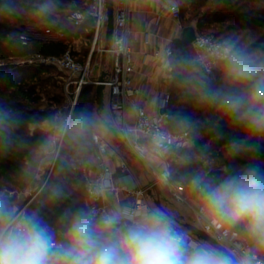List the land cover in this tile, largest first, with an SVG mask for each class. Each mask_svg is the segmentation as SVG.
<instances>
[{"label": "clouds", "instance_id": "clouds-1", "mask_svg": "<svg viewBox=\"0 0 264 264\" xmlns=\"http://www.w3.org/2000/svg\"><path fill=\"white\" fill-rule=\"evenodd\" d=\"M51 7L41 6L38 14ZM15 9L11 0L0 2V14ZM192 47L165 50L160 62L184 94L211 113L204 121L182 113L139 123L85 111L53 114L39 125L44 138L23 169L25 179L37 183L45 169H73L94 149L106 160L114 153L101 138L118 135L162 188L183 194L191 220L166 205L122 204L113 194L131 177L114 180L110 169L89 181L87 199L65 207L55 221L42 209L66 198L59 180L37 185L45 199L36 207L4 189L0 264H264V45L231 34L198 37ZM19 120L0 107V148L12 144ZM204 135L226 140L224 159L201 155L202 164L193 167L185 150Z\"/></svg>", "mask_w": 264, "mask_h": 264}, {"label": "trees", "instance_id": "trees-1", "mask_svg": "<svg viewBox=\"0 0 264 264\" xmlns=\"http://www.w3.org/2000/svg\"><path fill=\"white\" fill-rule=\"evenodd\" d=\"M13 1L21 4L22 7H29L46 1L47 4H50L48 2L50 0ZM184 1L188 6L192 5L195 9H198V12L205 8L207 4L209 5L208 8L206 7L208 10L204 14L201 15L199 12L194 17L198 21L197 29L199 33L210 25L218 24L219 27L214 36L236 34L241 37L242 41L251 40L254 45H264V0ZM85 3L84 0H81L80 8H84ZM181 19L183 21L185 19L183 10ZM25 21V16L20 12L0 14V107L11 109L20 117L16 138L7 148H0V190L7 189L14 192L24 191L32 183L25 179L23 169L25 161L30 159L32 148L43 140L44 133L41 130H35L32 133L30 125L42 122L51 116L48 110L41 109L39 106L43 100L44 92L52 95L47 90L48 86L58 88L56 82L53 81V66L19 64L17 61L36 54L61 56L69 48L73 51V38L71 37L50 41L32 40L28 44H23L20 40L19 28L25 24ZM79 30V33H85L86 38L91 40L94 37V21L89 18ZM177 52H193L192 45L177 42L172 49V53ZM73 53L75 54L74 51ZM60 88H62V92L63 87ZM169 91L171 94V102L168 107L169 115L182 113L190 116L193 120L201 122L211 115L209 111L199 107L192 99L187 97L174 79L170 83ZM92 93L94 96H90ZM95 94V86L83 87L73 112H88L85 105L88 102L95 103ZM62 97L56 94L50 96V100L53 103H60ZM225 143L226 140L216 141L211 135H204L201 139H198L193 149L186 150L193 157L192 166L196 167L202 164L198 155L203 152L205 145L209 147V158L223 160ZM95 151L94 149L87 155L77 158V164L74 167L79 168L77 172H72V169H69L60 173L58 166H55L48 180H59L66 193V198L59 202L49 203L42 209L47 218L55 221L65 207L72 205L74 202L81 203L85 200V195L81 189L76 190L74 185L76 183L80 185L82 182V163L93 156ZM235 162L243 163L244 161L237 159ZM180 171H183V169ZM43 199H45L44 194L40 191L29 207H36L37 203Z\"/></svg>", "mask_w": 264, "mask_h": 264}, {"label": "built area", "instance_id": "built-area-1", "mask_svg": "<svg viewBox=\"0 0 264 264\" xmlns=\"http://www.w3.org/2000/svg\"><path fill=\"white\" fill-rule=\"evenodd\" d=\"M130 0H115L114 1V34L111 43V48L108 51V55L112 58V63L107 70V76L104 81L106 88H109V106L113 112H121L124 114V119H127L126 110L128 104L131 102V105L135 109L134 113V123H139L145 119H160L169 115L168 107L171 102L170 91H167L163 97V106L162 109L166 111L161 113V110L155 114L149 113L142 105L138 104L135 99V94L137 89L133 85L132 74L134 72V62H133V51L130 45V33L129 20H130ZM169 12L174 17L179 19L181 17L182 9L178 4H172L169 6ZM91 18L94 21V37H93V47L89 52L85 61L80 60L71 50L67 49L65 53L61 56H44L42 54H36L18 60L19 64H36L42 66H55L61 71L65 72L69 81L66 84V90L70 86L75 87V101L73 103L72 112L76 105L77 99L82 91L83 87L99 84V77L94 75L96 66L98 64L94 63L93 54L95 51L102 56L103 53V40L105 36V30L107 25V9L105 0H88L85 3V7L82 9L72 10L68 17L67 21L75 30H79L85 22ZM42 34L44 36H30L29 34H21L20 40L23 44H28L32 40H42L50 41L57 40L61 38L68 37L64 28L61 27H48ZM148 34H145L146 41L148 40ZM215 37L212 35H205L197 32V37ZM119 41L120 43H117ZM193 44V43H192ZM193 52L195 49L192 47ZM167 51H172L168 49ZM71 112V113H72ZM70 113V114H71ZM58 114V112H57ZM101 143H104L105 140L101 138ZM108 144V143H107ZM127 144V143H126ZM128 148L134 154L133 150L127 144ZM135 155V154H134ZM95 158L98 161H102V158L99 157L98 152L96 151ZM103 163V162H102ZM105 169L111 168L104 163L99 166V168L93 172L89 173L86 178L87 182V192L85 199L88 198V183L90 180L97 178ZM120 169L124 176H128V165L126 162H122ZM87 173V170H84ZM112 175L113 171L111 170ZM155 180V179H154ZM156 181V180H155ZM117 189L123 190L127 195L134 196L135 199L131 204H137L140 202H149L147 198V189L151 187L150 185L141 186L132 180L130 185L126 186H116ZM174 201L182 203L180 197L182 193H178L172 190H169Z\"/></svg>", "mask_w": 264, "mask_h": 264}, {"label": "crops", "instance_id": "crops-1", "mask_svg": "<svg viewBox=\"0 0 264 264\" xmlns=\"http://www.w3.org/2000/svg\"><path fill=\"white\" fill-rule=\"evenodd\" d=\"M172 4H178L180 7H184V0H130V20L129 28L130 33V45L133 51L134 72L132 74L133 85L137 89L135 99L138 104L142 105L149 113L155 114L161 110L159 102L163 101V97L167 91L172 78L163 69L160 62V56L162 52L170 49L172 51L174 45L180 42L182 28L187 25H194L197 27V19L192 21H184L174 18L169 12V6ZM188 5V4H187ZM197 32L198 29H197ZM148 34V40L146 41L145 34ZM105 41V36L103 44ZM74 45V42H73ZM101 58L96 66L94 75L99 77L103 71L109 69L112 58L110 55L107 57L105 66L101 64ZM107 90V97L104 96L105 106L97 115H103V112L108 108L110 117L113 119H124V114L121 112H113L109 106V88ZM157 101V105H153V101ZM135 109L128 104L126 115L127 120L130 123H134ZM39 123H32L30 129L41 130ZM103 138V137H102ZM108 143V146L113 151V155L108 156L107 159L98 161L95 158L96 151L93 155L92 165L93 169L89 170V173L95 172L101 164H105L113 171V179L119 180L122 177H131V180L141 186H147L150 182L154 181V177L151 172L144 166L136 155H134L128 148L126 151L120 150L119 146L115 144L113 135L103 138ZM103 162V163H102ZM122 162H126L128 165V176H124L120 169ZM120 186V185H119ZM162 204L172 208L179 213L185 221H190L192 218V208L188 203H178L173 200L170 192L166 188H162ZM122 204H131L135 197L127 195L123 190L117 189L113 194ZM149 202L153 203V200L147 196ZM167 198V200L165 199Z\"/></svg>", "mask_w": 264, "mask_h": 264}, {"label": "rangeland", "instance_id": "rangeland-1", "mask_svg": "<svg viewBox=\"0 0 264 264\" xmlns=\"http://www.w3.org/2000/svg\"><path fill=\"white\" fill-rule=\"evenodd\" d=\"M80 1L78 0H50L48 2H50V5L52 6L51 10L48 13H41V14H38L40 7L47 4V1L44 3H37L29 7H22L21 4L14 2L13 0H11V3L16 5V9L14 12H18V13L20 12L22 13L23 16H25V20H26L25 24L21 28H19L20 34H29L30 36L42 37L44 36L42 32L48 27L64 28L67 36L73 38V42H74L73 51L75 52V55L80 60L85 61V59L87 58L89 52L91 51L93 47V38L91 40L86 38L85 33H79L80 30H75L72 27H70L67 21V17L72 10H74L75 8L82 9L80 8L81 7ZM84 1L87 2V0H84ZM208 6L209 5L207 4L206 7L208 8ZM206 7L199 11L201 15L204 14L206 10H208ZM182 10L185 14L186 21L188 22H190L192 19H196L194 17L197 14H199V12L197 11L198 9H195L194 6L192 5L188 6L187 4H185L184 7H182ZM218 27H219L218 24H213V25H210L204 28L202 32L200 33L205 34V35L214 36V33L216 32ZM93 57H94V63L99 62L100 54L98 53V51H95V53L93 54ZM53 67H54V70H53L54 80L53 81L56 82V86H58V88L48 86L47 90L50 91V94L52 95H49L47 92H44L43 100L39 107L41 109L48 110L51 113V115L57 114V112L58 114H61V115H70V113L72 112L73 103L75 101V92H74L75 87L70 86L69 89L66 90V84L69 81L68 75L65 72L58 69L57 67L55 66ZM60 87H63L62 92H61L62 88ZM56 94L63 96L62 101L60 103H57V102L53 103V101L50 100V96H53ZM107 95L108 93L106 90L105 97H107ZM90 96H94V94L92 93V95ZM85 106L86 108H88V113L97 114L96 101L95 103L88 102ZM103 115L110 116V112L108 108L104 110ZM30 130L32 133L35 131L34 129H30ZM193 148H194V145L191 149ZM191 149H186V150H191ZM208 151H209V147L207 146L204 148L202 153H199L198 158L201 155L208 156V153H209ZM91 159H93V156H91L88 160L82 163L83 180L80 183V185L78 183L74 185L75 189L76 190L81 189V191L83 192L85 196L87 192L86 178L89 175V170L91 168L93 169V165H92L93 162ZM52 168L53 166L45 169V172L39 182L37 183L32 182L30 187H28L26 190L21 191V192H16L18 197L20 198L22 205L30 206V204L35 199L36 195L40 192V189L37 185L43 184L45 180H48ZM78 169H79L78 167L73 168L72 172H77ZM85 169L87 170V173H85L84 171Z\"/></svg>", "mask_w": 264, "mask_h": 264}, {"label": "water", "instance_id": "water-1", "mask_svg": "<svg viewBox=\"0 0 264 264\" xmlns=\"http://www.w3.org/2000/svg\"><path fill=\"white\" fill-rule=\"evenodd\" d=\"M114 1L115 0H105L106 9H107V25H106V30H105V41H104V46H103L102 58H101L102 66H105L106 64L107 57H108V51L111 48V43H112L113 34H114V21H115ZM196 37H197V27L194 25H187L182 28L180 42L186 45H192ZM106 76H107V72L103 71L101 75L99 76V84L95 86V90H96L95 99H96L98 113L105 106L104 96H105L106 86H105L104 81L106 79ZM89 86H94V85H89ZM165 111H166L165 109H162L161 113H164ZM113 137H114L115 144L119 146L120 150L126 151L128 149L126 142L122 140L118 135H113ZM54 169H55V166H53L51 173L49 175V178L51 174L53 173ZM150 184H151V187L147 189V195L150 197L151 200H153V203L157 205H163L162 204V194H163L162 187L155 180L150 182ZM165 199L167 200V198Z\"/></svg>", "mask_w": 264, "mask_h": 264}]
</instances>
